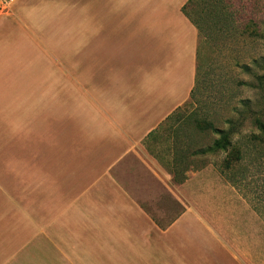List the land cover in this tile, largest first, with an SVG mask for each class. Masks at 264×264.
Instances as JSON below:
<instances>
[{
	"label": "crops",
	"instance_id": "1",
	"mask_svg": "<svg viewBox=\"0 0 264 264\" xmlns=\"http://www.w3.org/2000/svg\"><path fill=\"white\" fill-rule=\"evenodd\" d=\"M64 1L0 15V264H258L196 207L156 221L127 187L169 174L152 143L194 84L187 0ZM41 15L55 60L33 57Z\"/></svg>",
	"mask_w": 264,
	"mask_h": 264
},
{
	"label": "rangeland",
	"instance_id": "2",
	"mask_svg": "<svg viewBox=\"0 0 264 264\" xmlns=\"http://www.w3.org/2000/svg\"><path fill=\"white\" fill-rule=\"evenodd\" d=\"M15 1L0 0V15L13 11ZM64 2L76 6L75 11L80 17H88L89 0ZM231 3L239 17V25L235 23L238 28L236 36L225 39L221 34L208 41L198 37L199 76L207 84L205 90L199 89V106L188 98L166 120L155 139L153 137L152 149L169 174L162 175L160 181L151 176L143 178L147 184L140 185L139 189L146 188L151 196L145 194V190L136 191L126 184L131 196L156 221L167 220L169 207L171 215L179 214L185 206L196 207L240 256L264 264V142L251 138V134L256 133L253 118L258 116L264 120V95L253 77L254 72L264 71V64H258L264 61V0H231ZM63 11L65 19L62 23L67 26L70 23L66 7ZM32 18L36 22V18ZM49 20L41 15L40 21L33 23L36 29L46 34L44 41L34 34L35 59H56L52 29L57 24L56 20L51 24ZM252 20L263 37L248 33L253 28ZM101 55L97 53L96 56L100 58ZM240 63L249 65V70L241 69ZM55 65L53 62L48 68L54 69ZM196 107L216 127L223 130L234 128L232 140L237 141L242 153L236 164L237 185H232L220 171L224 152H203L216 134L195 129L192 113ZM178 142H182L180 151H176ZM170 146L173 149L170 150Z\"/></svg>",
	"mask_w": 264,
	"mask_h": 264
},
{
	"label": "trees",
	"instance_id": "3",
	"mask_svg": "<svg viewBox=\"0 0 264 264\" xmlns=\"http://www.w3.org/2000/svg\"><path fill=\"white\" fill-rule=\"evenodd\" d=\"M232 5L231 0H187L181 6V11L194 25L199 38L201 37L203 40L208 41L209 39H215L222 34L225 39H228V36H236V30L238 29L237 26L239 25L237 9L235 10V7L232 8ZM236 22L238 23L237 26L235 25ZM251 23L253 28L248 31V33L257 37H263V33L259 30L255 21L252 20ZM258 64H264V61H260ZM239 66L246 71L250 68L246 63H240ZM198 68L197 45L194 84L189 94V98L192 99L196 105L199 103V89L203 88L205 90L204 85L206 84L204 83L205 80L200 79ZM253 77L257 88L264 95V71L254 72ZM195 109V112L192 113V123L195 129L209 130L216 134V137L212 139L211 143L203 150V152H224L225 155L219 165L220 171L226 176L232 185H237L236 164L239 159L242 158V153L237 141L232 140L235 132L234 128L230 127L227 130L220 129L213 124L211 119L207 118L201 112L200 108L196 107ZM175 111L168 115L166 120L169 119ZM253 123L256 133L251 134V138L258 142H264V120L256 116L253 118ZM180 149H182V142L176 143V151H180Z\"/></svg>",
	"mask_w": 264,
	"mask_h": 264
}]
</instances>
